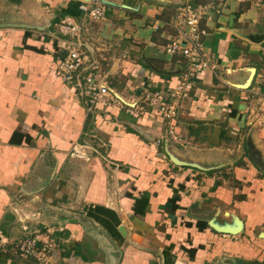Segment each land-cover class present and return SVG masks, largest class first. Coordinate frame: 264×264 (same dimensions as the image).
<instances>
[{
    "label": "crops",
    "instance_id": "1",
    "mask_svg": "<svg viewBox=\"0 0 264 264\" xmlns=\"http://www.w3.org/2000/svg\"><path fill=\"white\" fill-rule=\"evenodd\" d=\"M0 1V264H38L12 253L38 235L57 247L50 264H264V0H228L204 23L213 67L180 103L177 142L154 113L90 111L56 74L61 40H76L57 26L74 23L133 103L178 85L184 64L166 54L167 26L206 0H103L99 22L83 0ZM32 212L38 220L19 221ZM240 222L238 235L212 226Z\"/></svg>",
    "mask_w": 264,
    "mask_h": 264
},
{
    "label": "built area",
    "instance_id": "2",
    "mask_svg": "<svg viewBox=\"0 0 264 264\" xmlns=\"http://www.w3.org/2000/svg\"><path fill=\"white\" fill-rule=\"evenodd\" d=\"M206 1L205 5L190 2L181 5L174 25L167 26L173 35L165 47L166 54L170 58L182 59L184 64L179 83L174 88L156 89L146 93L136 102L127 103L124 97L111 88L108 75L102 71L100 64L90 61L88 53H92L94 48L84 40L74 23L68 20L61 21L57 31L62 36H73L76 40H61L57 51L56 74L64 84L72 86L87 97L90 111L97 105L104 104L120 108L131 106L133 113L139 117L154 113L171 124L164 138L177 142L178 134L172 122L178 118L180 103L189 97L197 74L213 67L204 47L205 38L209 35L204 23L212 21L221 13L224 3L228 0ZM235 1L241 3L247 0ZM79 8L91 22H99L106 12L103 0H83ZM39 217V212H32L29 216L24 214L19 217V221H36ZM6 243V238L0 230V248L3 249ZM56 249L51 239L43 240L38 235L26 237L14 244L12 253L25 259H32L38 264H50Z\"/></svg>",
    "mask_w": 264,
    "mask_h": 264
},
{
    "label": "trees",
    "instance_id": "3",
    "mask_svg": "<svg viewBox=\"0 0 264 264\" xmlns=\"http://www.w3.org/2000/svg\"><path fill=\"white\" fill-rule=\"evenodd\" d=\"M183 189V188H182ZM180 200V197L179 195H176L173 199H171L168 204H167V208L171 211V212H175L178 208H179V205H178V202ZM197 227L198 229L200 230H204L206 228V223H203V222H199L197 224ZM186 252L189 254V257L191 260L194 259V256H195V253H196V250L195 249H191V250H186Z\"/></svg>",
    "mask_w": 264,
    "mask_h": 264
},
{
    "label": "water",
    "instance_id": "4",
    "mask_svg": "<svg viewBox=\"0 0 264 264\" xmlns=\"http://www.w3.org/2000/svg\"><path fill=\"white\" fill-rule=\"evenodd\" d=\"M214 227V229L219 232V233H223V234H230V235H238L241 231H242V223H239V226L236 229H229V228H220L218 226L212 225ZM121 230V229H120ZM122 231V230H121ZM230 262V264H247L244 262H240V261H227Z\"/></svg>",
    "mask_w": 264,
    "mask_h": 264
},
{
    "label": "rangeland",
    "instance_id": "5",
    "mask_svg": "<svg viewBox=\"0 0 264 264\" xmlns=\"http://www.w3.org/2000/svg\"><path fill=\"white\" fill-rule=\"evenodd\" d=\"M1 2L2 1H0V5H1ZM261 248L259 247V249L258 250H260ZM262 250V249H261ZM230 254L231 255H233L231 252H230ZM232 258V257H231ZM247 259V258H246ZM245 259V260H246ZM232 260V259H231ZM249 260V259H248ZM238 261V260H237ZM243 262V261H242ZM216 262H214V261H210V262H208V263H206V264H215ZM180 264H185V263H180ZM225 264H230V262H225Z\"/></svg>",
    "mask_w": 264,
    "mask_h": 264
}]
</instances>
